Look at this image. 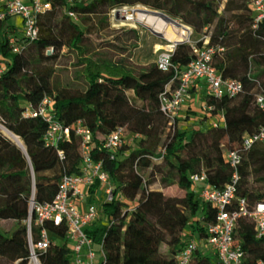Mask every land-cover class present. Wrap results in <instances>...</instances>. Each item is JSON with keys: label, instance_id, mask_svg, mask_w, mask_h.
I'll return each instance as SVG.
<instances>
[{"label": "trees", "instance_id": "obj_1", "mask_svg": "<svg viewBox=\"0 0 264 264\" xmlns=\"http://www.w3.org/2000/svg\"><path fill=\"white\" fill-rule=\"evenodd\" d=\"M48 1L51 6L38 15V34L32 41L10 16L0 21V61L6 65L0 74V123L26 149L25 155L0 133V222L16 223L10 235L0 231V258L8 264L20 259L23 264L27 256L24 220L32 190L37 202L51 201L61 177L79 172L81 138L75 129L80 122L92 135L91 157L102 162L115 191L125 198L101 204L113 221L99 219L87 230L95 241L105 234L106 264H177L175 255L185 237L204 236L216 215L212 205L196 197L190 175L204 172L210 185L221 188L232 175L224 152L238 146L244 134L264 126V110L256 103V95H264V21L253 27L251 0ZM137 4L171 15L199 38L207 36L208 46L217 48L212 64L223 78L237 79L243 86L234 96L205 95V106H212L208 112H222L223 124L181 130L177 119L169 124L160 109L159 96L166 83L195 57L188 42L174 48V67L169 72L158 70L156 63L136 70L121 59L91 52L88 24L108 26L111 9ZM126 32L138 34L134 28ZM9 37H14L18 50L13 51ZM61 47L76 52L80 66L76 79L82 86L55 80ZM48 48L50 54H45ZM45 96L54 101L55 118L70 129L69 139L58 145L63 158L43 141L45 118L23 116L28 104L37 107ZM117 127L138 137L114 150L104 149V137ZM156 158L161 161L154 162ZM262 169L264 142H256L242 153L237 169L239 196L250 202L264 199V194L247 186L250 172ZM157 176L162 186L175 184L184 194L169 196L151 188ZM98 186L96 181L90 192ZM235 235L245 253L242 264H256L264 257V239L255 238L252 222L240 218ZM41 259L43 264H70L69 249L65 244L51 246ZM191 264L215 263L199 249Z\"/></svg>", "mask_w": 264, "mask_h": 264}, {"label": "built area", "instance_id": "obj_2", "mask_svg": "<svg viewBox=\"0 0 264 264\" xmlns=\"http://www.w3.org/2000/svg\"><path fill=\"white\" fill-rule=\"evenodd\" d=\"M250 5L253 12V27H256L264 21V0H251ZM50 6L48 0H0V21L6 16H21L24 35L32 41L38 34L36 25L38 15ZM120 8L128 7L111 9L109 20L112 23L119 22L117 19L119 16L126 20L127 13L132 10H124L126 13L124 16ZM8 41L12 44L13 51L18 50L14 37H9ZM185 41L191 45L195 57L184 68L175 70L159 96L160 109L168 117L169 124L175 122L186 94L200 80L205 82L206 94L215 98L234 96L243 88L239 80L223 78L212 64L217 48L208 46L207 36L197 40H190L187 37ZM198 41H202L201 46L197 45ZM170 45V48L158 51L155 63L161 72H169L174 67L171 63V54L175 45L173 42H170ZM5 68V63L0 61V74ZM256 103L264 110V95L257 94ZM205 109L208 112L212 106L207 105ZM217 114L218 119L211 120L212 127L224 123L222 112ZM23 116L45 118L47 128L43 134V141L46 146L55 147L58 156L63 158L64 152L58 149V145L61 141L69 139L70 129L55 118L53 99L45 96L37 107L28 104ZM75 133L81 138L79 172L64 174L61 177L51 201L37 202L34 189L29 197L28 214L24 220L27 256L23 264H43L41 259L43 252L51 246L62 244L69 249L70 264H106L105 234L100 241H95L87 230L99 219H103L104 222L113 221L112 216L103 212L101 204L114 200L123 201L125 198L115 191L102 162L94 161L91 157V132L77 122ZM137 137L138 134H126L122 127H117L104 137L102 147L114 150L130 144ZM256 142H264V126L252 134H244L238 146L224 152V162L232 169V175L221 188L210 185L204 172L190 175L194 192L200 200L214 207L216 215L215 221L206 226L204 236L189 237L177 251L175 255L177 264H191L193 253L199 249L204 252L210 249L218 259L215 264H242L245 253L236 243L235 235L240 218L252 222L255 238L264 239V199L250 202L237 194V183L240 178L237 169L241 163L242 153ZM96 181L99 186L91 193L90 188ZM131 209L132 206H129L127 210ZM19 262L20 259L14 264H20ZM256 264H264V257L258 259Z\"/></svg>", "mask_w": 264, "mask_h": 264}, {"label": "rangeland", "instance_id": "obj_3", "mask_svg": "<svg viewBox=\"0 0 264 264\" xmlns=\"http://www.w3.org/2000/svg\"><path fill=\"white\" fill-rule=\"evenodd\" d=\"M142 7L144 9H152L148 6L137 4L134 5L133 7H128L127 9L120 8V10H121V14L125 16L126 13L124 10H131L135 8L142 9ZM167 15L173 18L171 15L169 14ZM117 19L119 20V22L112 23L109 20L108 26L100 25V24L97 25L88 24L90 33H88L87 40L89 47L91 48V52L96 53L98 55L102 54L105 57L110 58L112 60L121 59L129 66L134 67L136 70H139L140 68H146L151 64L155 63L158 51L163 49V47L158 48L159 46H166L167 44H170L171 41H173V39L170 36H168V34H163L160 32L155 33L149 27H146L142 24L133 21H126L124 18H121L120 16ZM175 20L184 24L178 19ZM10 21L14 22L16 25L20 27L22 26V17L19 15L11 16ZM184 25L189 27L190 34L188 35V38L190 40L199 39V35L194 34L192 28L189 25L187 24ZM130 28H134L138 32L137 37L133 36L131 33L126 32ZM107 42H111V43H107ZM123 46L125 48H123ZM45 54H50V48L45 50ZM79 67L80 66L77 63L76 52L69 50L66 47H61L59 56L55 62L54 78L61 85H66L67 83H73L75 86H82V83H80V81L76 79V73ZM179 111L180 109L178 110V112ZM188 113H195V111H193L191 107H189ZM177 116L178 113L176 115V118ZM1 125L5 127L3 124ZM206 129L207 128H204L203 130ZM160 161L161 158L154 159V162L156 163ZM158 179L159 176L155 178L154 183L150 186L151 188L162 189L164 194L169 196L181 197L184 194V190L180 189L177 185L172 184L169 186H162ZM247 186L251 190H255L264 194V169L257 171L252 170L250 174L247 176ZM196 197L198 196L196 195ZM15 229H16V223L13 221L0 222V231L5 235H10V233H12ZM189 237L190 236H186L185 240H187ZM58 243H60V240H58ZM161 251L166 252V247L162 246ZM205 253L209 256L210 260L213 263H216L218 261L216 255L213 252H211L210 249H207ZM0 264H8V263L4 259L0 258Z\"/></svg>", "mask_w": 264, "mask_h": 264}, {"label": "bare ground", "instance_id": "obj_4", "mask_svg": "<svg viewBox=\"0 0 264 264\" xmlns=\"http://www.w3.org/2000/svg\"><path fill=\"white\" fill-rule=\"evenodd\" d=\"M143 9H144L143 7L142 9H132L130 13L127 14L126 20L142 24L157 32L168 34V36H170L173 39V41H171L173 43L174 41L183 40L187 38L188 35L190 34L188 26H185L179 21L168 20L160 15L145 12L143 11ZM170 46H171L170 44H167L166 46H159L158 48L163 47L168 49L170 48ZM0 132H2V134L12 142L20 146H23V141L13 132L3 127L1 124H0Z\"/></svg>", "mask_w": 264, "mask_h": 264}, {"label": "crops", "instance_id": "obj_5", "mask_svg": "<svg viewBox=\"0 0 264 264\" xmlns=\"http://www.w3.org/2000/svg\"><path fill=\"white\" fill-rule=\"evenodd\" d=\"M205 95L207 94L205 91V82L203 80L198 81L193 87L190 88L185 96L184 102L181 105L180 111L178 112V116L176 118L177 127L179 129H208L211 126V120L218 119L219 116L217 113L215 115H211V113L206 112ZM189 107H191V109L195 111V113H188Z\"/></svg>", "mask_w": 264, "mask_h": 264}, {"label": "water", "instance_id": "obj_6", "mask_svg": "<svg viewBox=\"0 0 264 264\" xmlns=\"http://www.w3.org/2000/svg\"><path fill=\"white\" fill-rule=\"evenodd\" d=\"M136 9V8H135ZM138 9V8H137ZM143 11H145V12H148V13H153V14H157V15H160V16H162V17H165L166 19H168V20H173L171 17H169L167 14H165V13H163V12H161V11H158V10H153V9H144ZM128 13H130V11L128 12ZM189 28V27H188ZM152 31L153 32H155V33H158L157 31H155V30H153L152 29ZM182 43H185V39H183V40H178V41H174V45H175V47H176V45H178V44H182ZM1 134H2V132H0ZM3 135V134H2ZM4 136V135H3ZM7 140H9L6 136H4ZM11 143H13L15 146H17L25 155H26V149H25V146H24V144H23V146H20V145H18V144H16V143H14V142H12L11 140H9Z\"/></svg>", "mask_w": 264, "mask_h": 264}]
</instances>
